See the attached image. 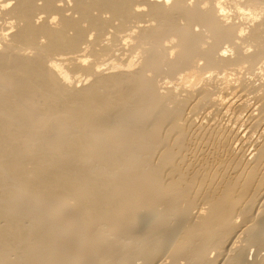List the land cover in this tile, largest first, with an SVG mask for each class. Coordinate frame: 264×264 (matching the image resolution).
<instances>
[{"label": "bare ground", "instance_id": "bare-ground-1", "mask_svg": "<svg viewBox=\"0 0 264 264\" xmlns=\"http://www.w3.org/2000/svg\"><path fill=\"white\" fill-rule=\"evenodd\" d=\"M0 264H264V0H0Z\"/></svg>", "mask_w": 264, "mask_h": 264}]
</instances>
